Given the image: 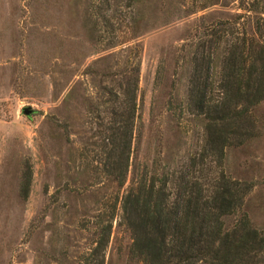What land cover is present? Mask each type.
<instances>
[{
	"label": "rangeland",
	"instance_id": "rangeland-1",
	"mask_svg": "<svg viewBox=\"0 0 264 264\" xmlns=\"http://www.w3.org/2000/svg\"><path fill=\"white\" fill-rule=\"evenodd\" d=\"M255 44L264 46V0H0V264H127L118 218L103 263L94 255L98 220L115 202L120 215L133 178L211 159L189 103L192 57L215 98L230 46L245 55ZM131 76L132 164L117 187L104 148L129 110ZM250 118L252 135L211 171L251 188L226 227L245 213L264 232V99ZM253 261L264 264V251Z\"/></svg>",
	"mask_w": 264,
	"mask_h": 264
},
{
	"label": "trees",
	"instance_id": "trees-1",
	"mask_svg": "<svg viewBox=\"0 0 264 264\" xmlns=\"http://www.w3.org/2000/svg\"><path fill=\"white\" fill-rule=\"evenodd\" d=\"M199 61L197 55L192 57L189 103L193 113L205 120L203 150L211 159L188 163L197 175H190L186 167L175 176L151 172L133 178L121 196L120 215L115 202L105 224H101L102 219L97 222L92 251L101 263L117 218L131 240L127 264H252L264 251V232L254 228L245 213L229 228L223 220L241 208L250 185L232 178L221 167L211 171L222 165L227 147L252 135L247 129L252 124L250 109L264 99V46L252 45L245 55L243 49L237 54L230 46L215 98L200 81ZM131 79V87L124 90L129 110L120 114V125L110 127L104 148L106 171L117 187L125 184L132 164L137 86L136 77ZM209 85L212 88L213 83ZM112 113L116 116L117 111L113 108ZM28 185L24 186V196Z\"/></svg>",
	"mask_w": 264,
	"mask_h": 264
},
{
	"label": "water",
	"instance_id": "water-1",
	"mask_svg": "<svg viewBox=\"0 0 264 264\" xmlns=\"http://www.w3.org/2000/svg\"><path fill=\"white\" fill-rule=\"evenodd\" d=\"M22 113L24 115L29 116V115H31L33 113V109L30 106H25V107L22 108Z\"/></svg>",
	"mask_w": 264,
	"mask_h": 264
}]
</instances>
